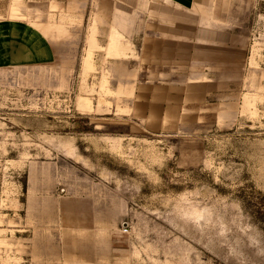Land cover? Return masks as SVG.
Masks as SVG:
<instances>
[{"label":"rangeland","instance_id":"374dc122","mask_svg":"<svg viewBox=\"0 0 264 264\" xmlns=\"http://www.w3.org/2000/svg\"><path fill=\"white\" fill-rule=\"evenodd\" d=\"M163 2L0 0V264H264V0L202 2L226 66L147 122Z\"/></svg>","mask_w":264,"mask_h":264},{"label":"crops","instance_id":"0c3cea01","mask_svg":"<svg viewBox=\"0 0 264 264\" xmlns=\"http://www.w3.org/2000/svg\"><path fill=\"white\" fill-rule=\"evenodd\" d=\"M168 1V3L163 2L150 7V10L158 12V18L152 22L148 16L141 30V39L148 41L149 55L157 59L158 70L151 74H144L143 79L141 70L137 66L135 87L132 96L128 98V106L131 110L133 109L135 116L146 119L147 122H164L165 111L162 109L165 107L168 112L176 116L181 115L183 100L190 99L192 96L197 97L196 94L183 93L189 90L191 92L190 87L183 89V82L187 84L211 83L212 80L199 79V77L219 75L220 71L213 72V68H221L219 70L223 72L224 61L229 58L223 50L220 51L219 47L223 49V46L233 42L232 37L218 30L215 31L210 25L212 16H207L209 11L205 13L206 10L203 8L205 6H202V2H207V0ZM193 10L200 12L202 10L204 14H199V17L194 16L193 13L189 15L188 11ZM165 12H174L173 17L168 20H171L170 22L162 18L166 15ZM183 18H190L189 28H183ZM105 22L107 23V20L102 19L99 26L105 25ZM151 25L157 28L154 34H151L149 29ZM164 26H170L172 29L169 31L158 29ZM165 33L169 35L166 36ZM192 45H195L196 49ZM214 47L217 49L214 50ZM191 68L196 71L191 73Z\"/></svg>","mask_w":264,"mask_h":264},{"label":"bare ground","instance_id":"6f19581e","mask_svg":"<svg viewBox=\"0 0 264 264\" xmlns=\"http://www.w3.org/2000/svg\"><path fill=\"white\" fill-rule=\"evenodd\" d=\"M113 43H115V42L113 41V42L111 43V46H110V48H113V47H114V46H113V45H114Z\"/></svg>","mask_w":264,"mask_h":264}]
</instances>
